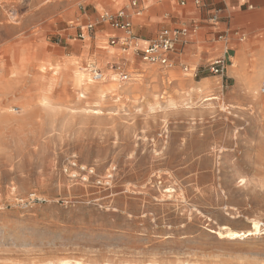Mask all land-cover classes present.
Returning <instances> with one entry per match:
<instances>
[{"label":"rangeland","instance_id":"obj_1","mask_svg":"<svg viewBox=\"0 0 264 264\" xmlns=\"http://www.w3.org/2000/svg\"><path fill=\"white\" fill-rule=\"evenodd\" d=\"M90 1L0 2V264H264V108L234 89L233 57L223 76L209 65L224 47L171 67L144 62L146 44L112 45ZM258 60L242 57V69ZM93 67L132 92L79 97L74 72L93 80ZM183 80L190 109L166 106ZM254 220L260 233L221 234Z\"/></svg>","mask_w":264,"mask_h":264},{"label":"crops","instance_id":"obj_2","mask_svg":"<svg viewBox=\"0 0 264 264\" xmlns=\"http://www.w3.org/2000/svg\"><path fill=\"white\" fill-rule=\"evenodd\" d=\"M130 1H90L89 11L93 12V19L97 21L102 34H110L109 38L117 37L119 41L126 39V31L111 27L102 19L103 12L115 13L123 5L132 20L135 39L144 46L154 40L163 29H174L181 24L193 26L192 23L196 25L197 20L204 22L201 26L198 23L196 31L187 36V42L181 45L180 50L171 53L170 57H214L223 47L222 55L227 57H247L249 60L264 57V0H203L201 5H197L194 0H185L184 5L180 0H138L142 11L137 14ZM143 11L146 12L145 16ZM211 12L218 13L219 20L209 26L207 19ZM89 19L88 16L87 20ZM206 29L209 32L201 40L202 35L198 34ZM225 30L228 33L224 39L215 37L216 34L222 35ZM84 46L74 47V57H84ZM105 57L112 56L106 53ZM230 76L237 79L233 72ZM257 80L260 81L261 76ZM207 83L201 84L206 86Z\"/></svg>","mask_w":264,"mask_h":264},{"label":"bare ground","instance_id":"obj_3","mask_svg":"<svg viewBox=\"0 0 264 264\" xmlns=\"http://www.w3.org/2000/svg\"><path fill=\"white\" fill-rule=\"evenodd\" d=\"M8 1V0H6ZM264 57H259V60L253 65V67L248 70V71H244L242 69V57H233V63L230 66V70L231 72H233L236 76H237V84L234 87L235 90H240V91H245L249 97L256 102L257 105H259L260 107L264 108V94L261 93L260 87H261V82L263 81H258L257 78L258 76H261V79H264ZM263 63V64H262ZM51 67L50 69H54L55 74L58 73L59 69L55 68L54 66H49ZM153 69V68H152ZM171 70V69H170ZM175 70H171L169 73L172 74L174 73ZM75 80H76V84L79 87H86L84 88V91L79 92V97L82 98H86L87 95L86 94H93L98 98V101L104 102V100L107 98V96H109L110 94L113 95H117L118 92H121L123 94H129L130 92H132L133 89V84H127L126 87L120 89L117 83H114L115 80H117V77L112 74L108 79H103L100 82H95L93 80H95L86 73V71L84 69H77L75 72ZM104 78V76L102 77ZM205 82H207V79H203L200 83L205 84ZM186 82L183 81H179L178 85L180 86L179 88H177V84L173 85L170 83V86L172 88L173 91V98L168 99L167 100V105L166 106H171L173 105V107H177L176 105H183L186 106L184 109H190L187 105L189 104V100H190V96L193 92H195V89L192 88H185ZM260 84V86H259ZM48 87H52L54 85V81L53 79H51L50 81H48ZM203 90V88L201 87H197L196 92H201ZM86 91V92H85ZM263 95V96H262ZM211 99H216V100H220L219 95L214 96H207L206 100H211ZM44 102H49L50 98L45 96L43 98ZM191 101V100H190ZM159 102H155L154 104H151L150 107H153L154 105H157ZM101 109L100 108H95L93 109V113L95 114H100ZM261 136L264 138V131L261 130ZM262 138H260L258 140V143L260 144ZM257 143V144H258ZM262 143V142H261ZM263 144V143H262ZM259 152H261L260 150H258ZM261 225L259 221L254 220L253 221V228L251 230H249L248 232H243V231H237V230H228L226 231V233H221L224 234L226 237L230 238V239H238V238H245L248 235H254L257 233H260L261 230ZM220 234V233H219ZM247 234V235H246ZM57 264H85L79 260L76 261H70V260H63L60 263ZM86 264H93V263H86ZM97 264V263H95ZM110 264V263H108Z\"/></svg>","mask_w":264,"mask_h":264},{"label":"built area","instance_id":"obj_4","mask_svg":"<svg viewBox=\"0 0 264 264\" xmlns=\"http://www.w3.org/2000/svg\"><path fill=\"white\" fill-rule=\"evenodd\" d=\"M4 0H0L2 2ZM181 4H185V0H180ZM197 5H201L203 0H194ZM130 5L134 8L138 7V0H131ZM141 11L138 10L137 13ZM103 20H106L110 23V25L114 28L122 29L128 33L126 39L122 42V49L127 51V49H131L134 47V51L139 52L138 43L134 42L135 36L132 33V22L129 19V16L124 8H120L114 14L105 13L103 15ZM219 20L218 13H215L212 17V21L216 23ZM197 25L193 26V28H188L186 26H179L175 27L174 29H163L161 30L157 37L150 41L148 45H146L142 51L140 52L141 58L144 62L155 63L159 62L164 66L171 67L173 66L172 58L170 57L171 53L177 52L180 50L181 45L187 42V36L189 35L190 31H196ZM94 28L93 24L88 25V29L92 30ZM88 31V30H87ZM228 30H225L222 35L219 36L218 39H224L227 36ZM79 38L84 39L86 36L83 32L79 35ZM117 37H111L110 41L112 45L117 44ZM226 60L227 55H221L218 58L214 59L210 65L209 70L214 73L215 75L223 76L226 70ZM185 71H192V75L194 77H198V70L197 69H189V67H184ZM93 78L95 80H100L104 76L102 72H100L97 68H92ZM120 78L121 80H128L129 76L120 71ZM261 93L264 94V79L261 82L260 87Z\"/></svg>","mask_w":264,"mask_h":264}]
</instances>
